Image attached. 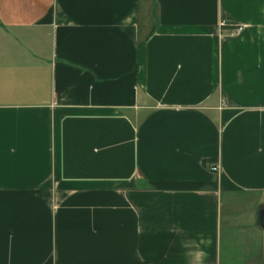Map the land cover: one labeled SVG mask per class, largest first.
<instances>
[{
  "label": "crops",
  "instance_id": "1",
  "mask_svg": "<svg viewBox=\"0 0 264 264\" xmlns=\"http://www.w3.org/2000/svg\"><path fill=\"white\" fill-rule=\"evenodd\" d=\"M126 263L264 264V0H0V264Z\"/></svg>",
  "mask_w": 264,
  "mask_h": 264
},
{
  "label": "built area",
  "instance_id": "2",
  "mask_svg": "<svg viewBox=\"0 0 264 264\" xmlns=\"http://www.w3.org/2000/svg\"><path fill=\"white\" fill-rule=\"evenodd\" d=\"M210 169H211V171H217L218 166H217L216 164H212V165L210 166ZM126 264H131V263H126Z\"/></svg>",
  "mask_w": 264,
  "mask_h": 264
}]
</instances>
